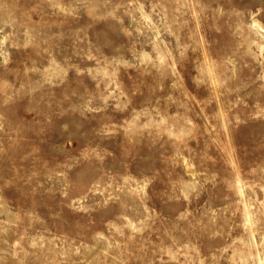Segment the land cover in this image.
Returning <instances> with one entry per match:
<instances>
[{"label": "rangeland", "instance_id": "rangeland-1", "mask_svg": "<svg viewBox=\"0 0 264 264\" xmlns=\"http://www.w3.org/2000/svg\"><path fill=\"white\" fill-rule=\"evenodd\" d=\"M0 264H264V0H0Z\"/></svg>", "mask_w": 264, "mask_h": 264}]
</instances>
